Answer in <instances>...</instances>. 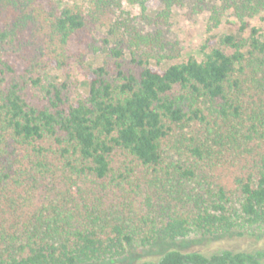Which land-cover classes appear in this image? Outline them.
I'll use <instances>...</instances> for the list:
<instances>
[{
	"label": "trees",
	"instance_id": "trees-1",
	"mask_svg": "<svg viewBox=\"0 0 264 264\" xmlns=\"http://www.w3.org/2000/svg\"><path fill=\"white\" fill-rule=\"evenodd\" d=\"M158 1L135 17L121 0H0V264H102L264 227V33L248 23L264 0ZM173 8L239 27L157 70L179 53ZM71 43L104 54L77 101ZM158 258L134 264H262L264 249Z\"/></svg>",
	"mask_w": 264,
	"mask_h": 264
},
{
	"label": "rangeland",
	"instance_id": "rangeland-1",
	"mask_svg": "<svg viewBox=\"0 0 264 264\" xmlns=\"http://www.w3.org/2000/svg\"><path fill=\"white\" fill-rule=\"evenodd\" d=\"M60 6H79L85 8L90 0H55ZM122 8L132 16L140 17L146 15L154 16L161 8L158 0H150L142 9L137 5L131 4L128 0H121ZM208 14L191 16L187 9L173 8L167 29L168 39L178 44L179 53L177 59L166 61L154 69H164L169 64L181 63L189 58L202 60L204 52L208 50L205 47L208 41L215 48L220 47V39L228 34L236 33L239 24L231 14H226L221 20V24L216 28H211ZM251 27H256L264 33V11L258 16L248 20ZM102 35L96 36L99 39ZM68 52L72 56L70 68V82L73 85L72 98L74 101L84 99L88 95V85L84 77L85 68L88 65L93 67L101 66L104 54L90 55L84 45L71 43ZM79 55L84 56L83 63L79 62ZM50 75L58 81L66 79L64 72L55 69L49 70ZM178 250L181 252H201L210 256L221 250H233L239 252H253L264 249V227L246 232L242 236L232 234L230 236H206L192 235L188 238L174 241L158 242L147 247H133L126 255L113 262H104L102 264H134L140 260L158 261L159 256L166 250ZM264 264V262L262 263Z\"/></svg>",
	"mask_w": 264,
	"mask_h": 264
}]
</instances>
